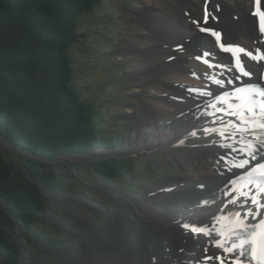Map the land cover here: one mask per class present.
<instances>
[{"label": "rangeland", "instance_id": "374dc122", "mask_svg": "<svg viewBox=\"0 0 264 264\" xmlns=\"http://www.w3.org/2000/svg\"><path fill=\"white\" fill-rule=\"evenodd\" d=\"M160 5L161 0H102L82 16L79 31L85 37L69 50L76 86L98 102L105 118L101 139L120 145L113 150L97 147L85 156L65 155L48 163L56 188L43 193L45 211L40 219L44 223L35 222L33 230L19 231L21 264H118L120 247L125 251L121 237L131 245L126 264H166L159 250L162 244L152 231L157 230L163 206L171 201L170 181L181 177L179 161L189 156L180 146L168 149L159 143L154 147L150 136L144 142L137 138L140 131L161 132L148 119L158 103L148 99L143 89L153 87L146 82L142 44L149 30L144 28L140 34L138 19L142 16L137 13L141 10L151 21ZM187 136L188 146L208 142L201 131ZM0 148L9 149L2 140ZM110 157L126 159L132 171L114 184L101 180L92 166Z\"/></svg>", "mask_w": 264, "mask_h": 264}, {"label": "bare ground", "instance_id": "6f19581e", "mask_svg": "<svg viewBox=\"0 0 264 264\" xmlns=\"http://www.w3.org/2000/svg\"><path fill=\"white\" fill-rule=\"evenodd\" d=\"M254 10L255 0H161L151 21L141 15V10L137 12L142 16L138 19L140 34L144 28L149 30L142 44L148 71L146 82L153 87L143 86V89L148 99L158 103L148 119L152 126L161 128L160 135L145 130L137 133V138L144 142L150 136L154 147L159 143L168 149L180 146L189 156L187 161H179L181 177L170 181V191L166 188L171 201L163 206L157 230L152 231L154 239L162 244L159 250L166 264H218L216 260H206V256L213 254L222 256L225 264H233L234 259L251 264L241 257L223 253L213 247L209 237L196 235L190 228L210 229L216 226L214 217L227 214L225 204L238 196L231 193L233 182L246 171L231 167L234 159L238 162L245 158L231 151V147L242 148L248 142L256 143V137L264 136V130L254 125H240L236 116L228 114L229 106L234 108L235 88H264V60H253L239 53L244 70L250 72V77H245L233 53L224 50L242 48L256 56L264 55V33L259 31L258 17L252 15ZM260 10L264 11V0ZM216 81L222 83L218 85ZM203 92L210 95H201ZM255 119L264 121V115L257 112ZM237 125L252 130L237 134L234 132ZM197 130L208 137V142L188 146L185 138ZM221 132L232 135L225 138ZM121 239L125 251L120 247L118 264H126L124 258L131 245L127 239Z\"/></svg>", "mask_w": 264, "mask_h": 264}, {"label": "trees", "instance_id": "16d2710c", "mask_svg": "<svg viewBox=\"0 0 264 264\" xmlns=\"http://www.w3.org/2000/svg\"><path fill=\"white\" fill-rule=\"evenodd\" d=\"M101 2L0 0V140L9 148H0V264H21L19 231L44 223L43 193L56 188L48 163L120 145L101 139L104 117L76 86L69 55L85 37L82 16ZM92 166L111 184L132 173L122 157Z\"/></svg>", "mask_w": 264, "mask_h": 264}, {"label": "snow or ice", "instance_id": "6c2138e0", "mask_svg": "<svg viewBox=\"0 0 264 264\" xmlns=\"http://www.w3.org/2000/svg\"><path fill=\"white\" fill-rule=\"evenodd\" d=\"M260 9L261 0H255V10L252 15L258 17L259 31L264 33V11ZM205 22H207V13ZM200 30L206 31L203 28ZM212 35L219 39L217 33L213 32ZM224 50L233 53L236 57V65L245 77H250V72L244 70L239 60V53H245L253 60H264V55L256 56L251 52H245L242 48H225ZM216 83L219 85L222 82L216 81ZM236 92V99L240 103L236 108L229 106L228 114L236 116L240 125H254L256 128L264 130V121L258 122L255 119L257 112L264 115V89L245 87L238 88ZM201 95L209 96L210 93L203 92ZM210 106L216 107L215 104ZM241 130L251 131L252 129H241L239 125L234 128V132L237 134ZM220 135L227 138L232 133L221 132ZM231 151L245 157L238 162L234 159L231 165L238 169H246L239 186H234L231 190V193H238V196L225 204L226 215L214 217L216 225H220L219 228L215 226L211 229L191 227L190 231L196 235L209 237L213 247L221 249L223 253H228L233 257L246 258L253 264H264V139L256 137V143L248 142L242 148L231 147ZM233 183L235 185V182ZM228 205H232V207L228 208ZM220 211L223 212L224 209H220ZM185 227L189 228V225H185ZM206 260H216L218 264H225L222 256L216 254L206 256ZM233 264H243V261L234 259Z\"/></svg>", "mask_w": 264, "mask_h": 264}]
</instances>
